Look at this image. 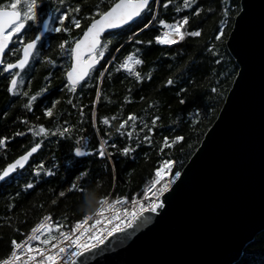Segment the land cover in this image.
Returning a JSON list of instances; mask_svg holds the SVG:
<instances>
[{
  "label": "trees",
  "instance_id": "trees-1",
  "mask_svg": "<svg viewBox=\"0 0 264 264\" xmlns=\"http://www.w3.org/2000/svg\"><path fill=\"white\" fill-rule=\"evenodd\" d=\"M10 2L0 0V4ZM111 2L113 0H63V3L61 0H38V21L29 22L27 32L19 38L27 42L40 35L46 20L50 27L41 36L30 64L22 73L23 84L17 94L7 91L12 73H5L0 68V137L8 138L5 146H0V171L35 143L42 145L23 169L0 180V259L10 254L13 239H24L46 215L53 217L54 234L56 224L61 225L62 231L73 227L86 214L81 211V204L89 190H96L100 199L123 197L131 200L145 193L163 161L174 162L173 177L175 172L181 173L217 119L236 79L239 66L227 42L241 10L240 0H197L198 7L203 9L199 16L192 14L197 5L176 12L175 8L181 6L183 0H173L167 9L161 0L160 4H152L157 21L148 29L140 32L145 19L150 18V14L145 12L133 24L104 36L102 42L111 39L112 43L92 73L95 77L107 69L103 83L99 84L102 95L96 105V124L93 126L92 101L98 81L87 78L86 83L82 82V86L72 93L68 90L65 74L71 66L70 48L74 41L82 36L90 18L95 17L98 10H107ZM76 7L81 9L80 12L70 11ZM225 7L230 8L227 16ZM65 13L69 16L65 26L70 31H52L60 26L59 17ZM184 15L190 17L186 28L200 29L201 37L186 36L185 41L170 46L155 42L151 45L135 43V40L147 41L161 34L163 29L158 19L171 23ZM73 17L80 20L79 28L73 25ZM221 27H224L225 35L221 41H216L214 37ZM133 33H137L135 40H129ZM64 40L69 43L61 51L59 44ZM213 46L214 52L210 51ZM20 48L22 45L16 37L5 61L14 62L20 53L12 55L11 49ZM116 48L120 51H115ZM136 49L140 50L137 55L144 60L142 65L136 66V70L145 77L139 82L123 69L116 71L124 57ZM46 58L53 59L55 65L48 64ZM149 74L150 80L147 79ZM168 78H173L172 85L166 84ZM42 88H47V91L37 96L32 109L25 108L29 97L20 93L27 91L30 96L37 95ZM69 100L76 107L69 104ZM181 100L185 103H180ZM56 101L60 103L53 110V116H45V108ZM81 108L83 117L80 116ZM129 113L139 117L135 121V129L130 127L131 121L125 126V133L133 131L131 139L126 134L118 135L115 130ZM105 116L117 119L106 126L101 122ZM155 116L161 119L149 134L152 141L149 143L143 140L147 133L144 124L151 127ZM41 124L52 131L69 127L70 132L65 137L58 134L45 137L33 136L28 131L33 125ZM18 132L24 135H16ZM106 133H111V139ZM177 135L184 139L170 148L163 147L164 137L171 140ZM101 138L109 140L106 150L112 153L110 158H100L95 154L74 157V147L93 152ZM85 143L88 144L86 149L83 148ZM112 143L117 148L130 146L134 151L125 157L110 147ZM40 164L51 170L53 175L35 176L34 169ZM79 172L84 173L83 178H77ZM29 182L34 184L32 189L25 188ZM73 183L76 184L75 190L70 188ZM61 191L65 192L63 197L59 195ZM232 264H264V231L246 245L241 258Z\"/></svg>",
  "mask_w": 264,
  "mask_h": 264
},
{
  "label": "water",
  "instance_id": "water-1",
  "mask_svg": "<svg viewBox=\"0 0 264 264\" xmlns=\"http://www.w3.org/2000/svg\"><path fill=\"white\" fill-rule=\"evenodd\" d=\"M240 5L227 42L239 72L201 145L161 198L165 209L145 211L76 264H232L264 231V0Z\"/></svg>",
  "mask_w": 264,
  "mask_h": 264
},
{
  "label": "snow or ice",
  "instance_id": "snow-or-ice-1",
  "mask_svg": "<svg viewBox=\"0 0 264 264\" xmlns=\"http://www.w3.org/2000/svg\"><path fill=\"white\" fill-rule=\"evenodd\" d=\"M173 0H164L163 7L167 9ZM63 3V0H61ZM160 4L161 0H113L107 10H98L95 17L90 18V23L87 25L86 29L83 30L82 37L74 41V46L70 48L71 57V67L66 72V80L68 85V90L72 93L77 91L78 86H82L81 82L86 83V78L96 79L98 85L95 91V99L92 101V123L93 126L96 124V105L101 99V89L99 87L100 83H103L105 72L107 69L100 71L98 76H92L95 66L98 64L99 60L104 57L105 50L108 49L109 45L112 43L111 39H106L102 42V34L106 30L119 29L133 22L137 18L141 17L145 12L150 14V18H146L143 22V26L140 28V32L148 29L152 26L154 22L157 21V16L153 14L152 4ZM22 0H11L9 4H0V65L3 66V72H11L10 85L7 91L12 94H17V90L23 84L22 73L26 70L27 66L30 64L31 58L34 55V51L37 49L38 42L41 40L40 35H36L34 38L25 42L20 39L27 32L26 25L29 22L38 21V0H23V7L20 8ZM193 5H197V0H183L181 6L175 8L176 12H180L182 9L193 8ZM248 5H244V9L241 11L240 19L243 20L247 16ZM80 8L76 7L70 9L72 12H80ZM203 9H200L197 5L193 9V15L199 16ZM230 8L225 7L224 14L227 16ZM69 19L67 13L59 17V25L51 29L56 33L65 32L68 33L70 29L65 26L66 20ZM189 15H184L181 19L174 22H167L165 19H158L159 26L162 27L163 31L161 34L155 35L153 39L135 40L137 33H133L129 40H135L136 44H148L151 45L154 42L160 45H174L179 42L185 41L186 36L192 38L201 37V30H188L186 26L189 24ZM72 23L75 27H80V20L72 18ZM44 27L47 29L49 27V22L44 21ZM219 34L214 37L216 41H221L222 37L225 35L224 27L218 29ZM13 34H19L17 39L22 45L20 49H11L12 55H18V58L14 62H6L4 59L6 49H10V42L13 39ZM69 43L68 40H64L59 44L61 51L65 49V46ZM123 47V45H121ZM115 51L119 52L120 48H116ZM139 49L135 52L127 54L123 61L118 65L116 71L123 69L135 76V79L139 82L145 79L140 71L136 70V66L142 65L144 60L141 59L137 53ZM210 51H215V46H213ZM219 55L218 53H216ZM47 63L55 65V61L51 58H46ZM219 63V61H217ZM243 63V61H242ZM15 70V71H14ZM245 71L240 73V79L245 75ZM147 79H151V75L147 76ZM174 83L173 78H168L166 80L167 85H172ZM47 91V88H42L40 93L37 95H29V92L24 91L20 93L25 97H29L27 103L24 105L25 108L31 110L33 102L37 100V96ZM186 91V90H182ZM213 92L216 91L215 88L212 89ZM127 100V97H125ZM60 101H56L50 107H46L44 110V115L47 117L53 116V110ZM72 104V101H68ZM180 103H185L181 100ZM76 107L75 104H72ZM80 116H84V110L81 108ZM117 117L113 116L111 118L105 116L102 119V123L106 126L111 125V121L116 120ZM139 117L135 113H129L127 118L122 120L116 127V133L118 135H125L128 139L133 137V131H127L125 133V126L129 125L132 129L136 128L135 121ZM161 118L155 116L151 120V127L148 124H144L147 129V133L144 135L143 140L151 143L150 135L153 133L157 122ZM27 124V121H24ZM67 123V121L65 122ZM143 123V121H142ZM33 136H48V135H59L65 137L67 133L70 132L69 127L57 128L55 131L45 128L44 125H33L28 129ZM16 135H24L23 132H18ZM105 135L111 139V133H106ZM7 137H0V146H5ZM82 140L85 138H81ZM182 136H174L171 140L168 137L163 138V147L170 148L177 142L183 140ZM79 143V141H78ZM109 140L101 138L98 143V147L93 150V152H88L82 149L80 146L74 147V157H84L87 155H98L100 158H110L112 153L106 150V145H108ZM41 143H35L30 150L26 151L24 154L20 155L13 162L8 163L2 171H0V180L8 178L12 173L16 172L18 169H23L28 163L29 158L33 156L34 153L41 148ZM88 144L85 143L83 148L86 149ZM112 149H116L121 155L128 156L134 149L130 146H124L123 148H117L115 143L110 145ZM163 150V149H161ZM172 160L163 161L160 168L156 169L155 179L152 181V185L145 191V197L149 196L151 193L150 203L147 208L144 204L139 201H133L132 205L135 211H128L126 208L119 209L116 206L120 204H126L127 198L117 197L112 202H109L107 198L100 199V207L97 208L95 213L85 214L81 220L75 223L68 231H62L61 225H55L54 228L51 223L52 217L46 215L42 220L35 224L34 227L30 229V232L26 234V238L17 241L13 239L11 241V252L10 254L0 259V264H64V259L67 256L71 261V264H76L75 257L82 255L83 252L89 251L92 248H96L99 245L104 244L107 237L112 236L114 233L123 232L126 227H132L136 220H138L145 211L157 212L158 210L165 209V201L161 199L165 193L170 191L171 185L174 182L172 178H169L167 182H163V173L165 171H171ZM35 176L39 177L42 174L51 176L52 171L45 169L43 164L38 165L34 169ZM181 173L179 171L174 173V177H180ZM84 173L79 172L77 178H83ZM160 185L157 187V185ZM34 184L29 182L25 184L26 189H32ZM72 190L76 189V184L70 185ZM61 197L65 195L64 191L59 193ZM55 203V201H53ZM107 213V215H105ZM126 218V219H125ZM94 220V223L89 225L88 222ZM87 225V226H86ZM46 234V235H45Z\"/></svg>",
  "mask_w": 264,
  "mask_h": 264
},
{
  "label": "built area",
  "instance_id": "built-area-1",
  "mask_svg": "<svg viewBox=\"0 0 264 264\" xmlns=\"http://www.w3.org/2000/svg\"><path fill=\"white\" fill-rule=\"evenodd\" d=\"M161 167V165L158 167V168H160ZM173 167H174V163H173V165H172V168H171V171H165L164 173H163V182H167V180L169 179V178H172L174 181H175V177H173ZM156 172V171H155ZM156 178V177H155ZM174 183V182H173ZM173 183H172V185H173ZM152 185V183L149 185V187ZM171 185V186H172ZM160 185L158 184L157 185V187H159ZM148 187V188H149ZM147 188V189H148ZM163 197V196H162ZM161 197V198H162ZM108 199V201L109 202H112L113 200H115L116 198H110V197H108L107 198ZM136 200H139V201H141L143 204H144V206L147 208V205L150 203V200H151V193H149V196L148 197H145V195L143 194V195H140V196H136L135 198H133V199H131V200H129V199H127V203L126 204H120V205H117L116 207L117 208H119V209H124V208H126L128 211H135V209L133 208V205H132V202L133 201H136ZM100 207V206H99ZM98 207V208H99ZM91 214V213H90ZM105 215H107V213H105ZM52 217V216H51ZM126 219V218H125ZM42 220V219H41ZM51 223H52V225H53V217H52V221H51ZM94 223V220H90L89 222H88V224L89 225H91V224H93ZM87 226V225H86ZM128 227H126L125 226V229H127ZM68 231V230H67ZM115 234V233H114ZM46 235V234H45ZM109 237H111V236H109ZM109 237H107V239L109 238ZM26 238V237H25ZM24 238V239H25ZM107 239L105 240V242L107 241ZM23 240V239H22ZM84 253V252H83ZM75 259V261L76 262H78V259H77V257H75L74 258ZM64 264H71V261L69 260V258L66 256L65 257V259H64Z\"/></svg>",
  "mask_w": 264,
  "mask_h": 264
},
{
  "label": "clouds",
  "instance_id": "clouds-1",
  "mask_svg": "<svg viewBox=\"0 0 264 264\" xmlns=\"http://www.w3.org/2000/svg\"><path fill=\"white\" fill-rule=\"evenodd\" d=\"M100 206V198L96 190H89L81 204V211L84 213H95L97 208Z\"/></svg>",
  "mask_w": 264,
  "mask_h": 264
},
{
  "label": "flooded vegetation",
  "instance_id": "flooded-vegetation-1",
  "mask_svg": "<svg viewBox=\"0 0 264 264\" xmlns=\"http://www.w3.org/2000/svg\"><path fill=\"white\" fill-rule=\"evenodd\" d=\"M48 22H49V21H48ZM17 35H18V34H13V37H14V38H13V42L15 41V39H16V37H17ZM8 51H9V50H8ZM7 53H8V52H7ZM20 54H21V53H20ZM5 57H6V56H5ZM4 59H5V58H4ZM30 62H31V61H30ZM0 68H3V66H2V67H0Z\"/></svg>",
  "mask_w": 264,
  "mask_h": 264
},
{
  "label": "rangeland",
  "instance_id": "rangeland-1",
  "mask_svg": "<svg viewBox=\"0 0 264 264\" xmlns=\"http://www.w3.org/2000/svg\"><path fill=\"white\" fill-rule=\"evenodd\" d=\"M20 6H23V0H22V4H21ZM49 27H50V24H49ZM49 27H48V28H49ZM48 28H47V29H48ZM47 29H46V30H47Z\"/></svg>",
  "mask_w": 264,
  "mask_h": 264
}]
</instances>
